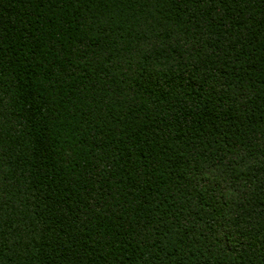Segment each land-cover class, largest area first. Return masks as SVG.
Listing matches in <instances>:
<instances>
[{
  "label": "trees",
  "instance_id": "obj_1",
  "mask_svg": "<svg viewBox=\"0 0 264 264\" xmlns=\"http://www.w3.org/2000/svg\"><path fill=\"white\" fill-rule=\"evenodd\" d=\"M0 264H264V0H0Z\"/></svg>",
  "mask_w": 264,
  "mask_h": 264
}]
</instances>
